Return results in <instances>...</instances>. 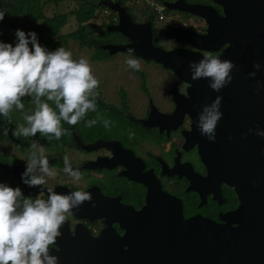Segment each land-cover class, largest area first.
I'll return each mask as SVG.
<instances>
[{
  "label": "flooded vegetation",
  "instance_id": "af4514ba",
  "mask_svg": "<svg viewBox=\"0 0 264 264\" xmlns=\"http://www.w3.org/2000/svg\"><path fill=\"white\" fill-rule=\"evenodd\" d=\"M185 2L212 5L222 14L221 8L210 0ZM173 12L184 13L178 10ZM195 18L203 26L200 34H205L207 25L198 17ZM156 23L154 22L156 33L153 31V42L156 35L157 44L158 37H162L178 45L171 49L159 45L157 47L168 51H196L186 43L169 39L166 35L169 26L182 28V24H168L157 29ZM224 49L225 47L213 54L220 56ZM137 59L145 66V70L158 67L164 73L170 74L171 80L162 90L155 91V88L148 86V72L142 69L135 71L136 79L120 83L122 87L117 93L106 97L110 109L122 119L119 121V131L111 132L108 139H93V136L88 135L83 138L73 134V142L65 143L66 150L58 156L61 167L54 168V177L46 178V187L53 191L67 193L82 190L92 194L91 201L73 209L72 215L66 214V221L60 229L62 242L69 243L75 238L84 239L86 235L93 239L106 235L102 237L104 246L97 249L107 250V253H55L59 264H154V261H144L149 257L147 253L136 252L138 244H141L143 236L147 233L143 224H106V218L97 219L95 215L97 208L103 207V199L117 200V204L139 211L147 204L149 188L156 189L157 185L164 193L182 203L186 219L201 216L221 223L220 225L240 228V233L254 235L252 239L256 238L257 234L258 239L264 241V228H260L261 224H222L225 215L238 209L242 212L264 210V147L241 133L240 137L237 136L238 139L236 137V145L231 152L223 155L225 163L222 164L225 167L222 169V175L218 176L219 182L211 180L209 167L202 160V149L209 148L210 141L201 135H194L197 128L196 117L200 109H180L184 104L182 100L188 97L191 85L160 64ZM129 131L134 133L131 139L128 136ZM223 131L224 128H220L216 133L220 140H223ZM94 145V149L86 148ZM227 151L225 148L224 153ZM64 155H68L73 168L80 169L79 181H74L63 172ZM39 194L46 198L47 193L44 192L32 198ZM50 247L53 250L56 248L55 244ZM139 247L142 249L141 245ZM256 259L258 260V257ZM255 264H258L256 260Z\"/></svg>",
  "mask_w": 264,
  "mask_h": 264
},
{
  "label": "water",
  "instance_id": "95a60500",
  "mask_svg": "<svg viewBox=\"0 0 264 264\" xmlns=\"http://www.w3.org/2000/svg\"><path fill=\"white\" fill-rule=\"evenodd\" d=\"M210 1L221 8L222 14L212 5L187 4L185 0L167 4L169 10L191 14L207 25L205 34L173 26L167 29L169 39L184 42L196 51H168L155 46L151 23L137 24L120 2L103 1L101 4L118 16L117 25L110 26L109 31L119 33L129 41L123 45L107 44L103 49L112 56L127 54V50L132 48L135 57L160 64L190 84L188 97L182 100L184 104L180 106L183 111L191 107L201 110L203 104H210L216 96H222L220 110L224 119L218 122L216 133L224 128L223 140L216 136L209 148L202 149V160L209 167L210 179L219 182L218 176L222 175L225 167L222 164L225 163L223 155L231 152L236 145V137L247 133L249 128H255L257 124L264 128V89L253 91L256 80L264 81V68L257 71L255 78L248 76L249 72L254 71L253 62L264 64V0ZM224 47L220 57L234 62V79L217 93L208 86L207 79L192 80L188 64L189 61L201 59V52L217 53ZM194 135H200L197 128ZM247 136V139L256 140L264 147V138L252 133ZM86 148L90 150L96 147ZM225 148L228 149L227 153H224ZM0 168L15 177L24 196L34 197L41 192V186L29 187L22 182L23 170L18 165L0 163ZM146 201L147 204L136 211L132 207L117 204V200L103 199V207L97 208L95 215L97 219L106 218V224H143L147 233L136 252L148 254L149 257L144 261H154V264H255L256 260L258 264H264V241L258 239L259 235L256 234V238L252 239L254 235L242 234L240 228L220 225L201 216L186 219L182 203L164 193L159 185L156 189L149 188ZM112 207L115 208L114 212ZM223 220L222 224H261L260 228L263 229L264 210L242 212L238 209L225 215ZM104 236L93 239L86 235L84 239L75 238L69 243L62 242L59 236L56 248L51 249V252L82 255L99 251L107 253V250L97 249L104 246Z\"/></svg>",
  "mask_w": 264,
  "mask_h": 264
},
{
  "label": "clouds",
  "instance_id": "9594fccd",
  "mask_svg": "<svg viewBox=\"0 0 264 264\" xmlns=\"http://www.w3.org/2000/svg\"><path fill=\"white\" fill-rule=\"evenodd\" d=\"M6 14V10L0 8V22ZM14 35V43L0 40V120L11 123V112L22 111V98L27 96L35 109L24 114L25 123L16 124L12 135L17 138L35 137L40 133L49 142L60 140L65 132L61 121L76 125L89 111H96L98 93L95 89L99 81L85 57L73 59L71 51L62 46L49 50L41 45L35 31L16 29ZM125 64L134 71L140 70V61L135 58L134 49L127 50ZM252 67L254 71L248 76L255 78L264 64L253 62ZM188 68L192 80L207 79L208 86L217 93L234 79V62L221 59L210 51L203 53L199 60L189 61ZM262 89L264 81L256 80L253 91ZM221 102L222 96H216L210 104L201 106L196 117L200 135L210 142L216 140V128L223 116ZM98 121L105 128L111 124L110 120L99 116L85 123L91 127ZM0 133L7 137L9 129L0 127ZM249 133L264 138V128L259 124L249 128L244 136ZM128 136L131 139L134 133L129 131ZM32 147L36 148L35 142ZM44 152L41 145L29 153L21 180L29 187L41 186V192L47 193L46 198L40 194L35 198L24 196L20 187L13 188L0 182V264H59V258L52 254L50 246L60 236L66 214L72 215L73 209L92 200L88 191L60 193L47 188L46 178L54 177L56 172ZM63 164L64 173L74 181L81 179L80 169L72 167L68 155H64Z\"/></svg>",
  "mask_w": 264,
  "mask_h": 264
},
{
  "label": "trees",
  "instance_id": "16d2710c",
  "mask_svg": "<svg viewBox=\"0 0 264 264\" xmlns=\"http://www.w3.org/2000/svg\"><path fill=\"white\" fill-rule=\"evenodd\" d=\"M103 1L107 0H0V8L7 12L4 20L0 22V33H2V35H0V40L14 43L16 29H22L25 32L35 31L38 34L41 45L49 50H55L60 46L67 50L69 42L74 41L79 44L80 48L94 52L92 56L94 61L106 59L110 55L103 49L105 45H123L127 44L128 40L119 33L109 31L108 28L110 26L118 23V16L101 4ZM114 1L120 2L126 7L134 22H151L153 24V31L156 33L154 22L158 21V19L154 17V15H148L147 8L136 5L135 3H130L128 0ZM156 2L162 3L163 0H156ZM65 3H72L75 7L69 12H63L60 8H62ZM134 8L140 9L143 12L142 20L134 16L132 13ZM101 10L104 11L105 17L102 15ZM71 18L74 19L76 29L69 34H61V30L71 22ZM97 20H101V23L98 24ZM156 38L155 35V39ZM155 39L154 45L158 46L156 43L157 40ZM95 91L98 93L96 98V111H89L76 125H69L61 121V127L65 132L60 140H53L51 142L41 136L40 133H37L35 137L17 138L12 135V129L16 124L25 123L24 114L31 113L35 109V105L31 103V98L27 96L23 97L24 109L22 111L13 110L11 112L12 122L9 123L0 120V127H7L9 129L7 137H4L2 133H0V163H5L9 166L18 165L24 171L26 166L25 160L28 158L29 153L37 150L38 147L43 145L45 149L44 154L47 156L50 166L59 168L61 167L59 157L66 150L65 143L73 142V134L80 135L83 138L88 135V137L93 136V139H108L111 132L119 131V121L121 117L113 112V110L110 109V105L107 104L100 81ZM48 103L55 108L51 101H48ZM97 116L110 120V126L105 128L100 121L91 127L86 126L85 122L87 120L94 119ZM2 141H8L14 146L17 152L23 155V158L17 155L18 157L14 156V159L9 161L8 157L10 155L7 154V151L2 150ZM34 142L36 148L32 147ZM0 182L6 183L13 188L21 187L13 175L6 174L1 168Z\"/></svg>",
  "mask_w": 264,
  "mask_h": 264
},
{
  "label": "rangeland",
  "instance_id": "374dc122",
  "mask_svg": "<svg viewBox=\"0 0 264 264\" xmlns=\"http://www.w3.org/2000/svg\"><path fill=\"white\" fill-rule=\"evenodd\" d=\"M188 1H192V0H188ZM73 7H75L74 4L65 3L60 9L63 12H69L72 10ZM101 13L105 17L104 11L101 10ZM132 13L134 14V16L138 17L140 20L143 19L142 17L143 12L140 9L134 8L132 10ZM166 14H167L166 15L167 21L163 24L156 23L157 29L165 25H168V24L181 25L182 23H188L190 26H192L194 23H198L199 25H202V23L199 22L197 18L193 16H189L184 13L173 12V11L168 10ZM70 20L71 22L61 30V34L63 35L69 34L76 29L74 19L71 18ZM97 22L98 24H100L101 20H97ZM158 41H159L158 45L164 47L165 49L166 48L171 49V48H175L178 46L176 42L175 43L173 41L170 42L169 40H166L162 37L161 38L158 37ZM67 50L71 51L73 59H79L81 56H83L88 60L89 64L91 65L93 75L96 77L97 80L101 82L103 93L105 97L107 98L109 97L111 93H114V94L117 93L119 88L122 87V84L120 83H127L129 82V80L136 79L134 77L136 76L134 75L135 71L128 68V66L125 64V58L127 54L118 53V54L109 56L106 59L94 61L92 59L94 52L80 48L79 44L74 41L69 42L67 46ZM140 65H141L140 69L145 70V66H143L142 64ZM145 71L148 72V78H149L148 86L149 88H155V91L162 90V88L172 78L170 74L164 73L158 67L156 69L147 68ZM1 147L3 151L8 152V153L7 152L5 153L10 155L8 157L9 161H12L14 159V156H17V155L20 158H23V155L17 152L14 146H12L8 141H2Z\"/></svg>",
  "mask_w": 264,
  "mask_h": 264
},
{
  "label": "built area",
  "instance_id": "2783aa9c",
  "mask_svg": "<svg viewBox=\"0 0 264 264\" xmlns=\"http://www.w3.org/2000/svg\"><path fill=\"white\" fill-rule=\"evenodd\" d=\"M130 3H135L136 5H141L147 8L148 14L155 15L159 23H165L167 21L166 4L177 2V0H163L162 3L156 2V0H128ZM182 28H191L197 33H201L203 26H199L198 23H194L190 26L188 23H182Z\"/></svg>",
  "mask_w": 264,
  "mask_h": 264
}]
</instances>
